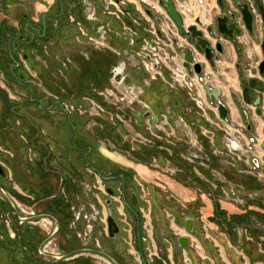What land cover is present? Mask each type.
<instances>
[{
  "label": "rangeland",
  "instance_id": "374dc122",
  "mask_svg": "<svg viewBox=\"0 0 264 264\" xmlns=\"http://www.w3.org/2000/svg\"><path fill=\"white\" fill-rule=\"evenodd\" d=\"M85 2L101 7L98 0H0V264H223L198 254L211 252L201 239L210 229L228 238L239 263L245 258L264 264V168L253 163L261 156L259 142L249 138L245 123L214 121L206 101H196L186 88L168 87L181 93L192 119L198 116L214 131L179 113L174 101L159 109L140 94L133 104L129 96L121 100L130 86L126 78L118 90L113 87L116 105L99 94L112 88L113 66L132 48L117 22L120 56L106 48L104 64L83 61L79 41L86 37L78 23L91 33L99 18L113 19L97 10L98 20L90 21ZM175 2L191 22L212 6L210 0ZM127 9L137 22L136 48L154 37L144 27L153 24L158 30L167 15L162 4L150 10L151 17L141 1ZM72 32L74 47H61ZM88 69L97 71L95 76L84 72ZM147 111L150 116H144ZM215 135L219 140L211 146ZM90 141L123 160L107 163ZM132 164L145 165L166 181L156 179L158 185L133 177L126 171ZM89 166L103 180L104 191L93 188L97 176ZM107 198L120 227L114 239L108 233ZM14 205L24 215L33 210L52 219L53 234L47 232L50 225L20 223ZM187 216L194 218L201 241L186 232ZM181 236L191 239L188 247L195 254L184 259L178 249L168 259L172 246L181 248Z\"/></svg>",
  "mask_w": 264,
  "mask_h": 264
},
{
  "label": "crops",
  "instance_id": "0c3cea01",
  "mask_svg": "<svg viewBox=\"0 0 264 264\" xmlns=\"http://www.w3.org/2000/svg\"><path fill=\"white\" fill-rule=\"evenodd\" d=\"M227 1H228V3H230V0H227ZM96 8L99 11L98 14L101 15L102 8L100 6H96ZM202 13H200V14H202ZM196 15H198V14L196 13L195 17H196ZM202 16H203V21L205 22V24H207L209 22V19L205 17L206 16L205 13H203ZM109 18L108 17L105 18L104 16H103V18H99V21L96 23V25L98 26V25H101V24H104L107 22L110 23L111 32L109 33V36L107 38V43L110 46V48L116 49V47L119 46V40H118V38H119L118 37V32H119V29H118L119 24L118 23L119 22L115 21L112 18H110V19ZM194 18H193V20H194ZM187 20H189V22H187ZM184 23L186 25H190L192 23L191 17L187 14H184ZM96 25L94 27H92L93 31H91V33L88 32L91 36H96V32H95L96 31ZM246 38H247L246 34H244L238 38L239 44H240L242 51H243V57L247 63L250 61L251 62L254 61L256 63V61H259L262 57L260 47H259L258 43L251 40V38L248 39V41ZM63 39H64V42L59 44L61 47L62 46L64 47L66 45L74 47V45L72 44L73 40L75 39L73 32H72V34L66 33V35H65V37H63ZM249 40H250V43H249ZM79 42H80V45L82 47H85L84 48V51L86 52L85 57L83 56L84 58H81V59H83V61L90 62V63L91 62L97 63V61L98 62L102 61L101 56H103V54H102L101 50H104V49H98V50H100V52H95L94 50H92V48H91L92 46L90 44H88L86 41H84V43L82 41H79ZM223 42H224V52L216 60L215 69L211 68V66L209 64H205L203 75L206 77V79L209 80V82H211L214 86L219 88L220 93H221V99L225 103V105L229 111L228 119H226L227 122L232 120L237 125H241V123H245L244 122V116H243V109L247 110V112L249 113L250 121L252 122L253 127H254V131H253L254 137L256 139V142L258 141L259 145H261L260 155L264 158V148H263V142H264V95H263L262 113L261 114H257L254 107H252L251 105H247L242 100V98H241V78H242V75L240 74L241 72L237 68V66H238V54L236 51V47L229 40H224ZM115 56L119 57L116 54H115ZM100 57H101V59H100ZM123 61L124 62L120 65H119V60L116 61V63H117L116 68L117 69L125 68V69H123V71L126 70L125 78L127 79V82L130 84V86H132V87H134V89H136L138 94H140L142 96L143 100L146 103L151 104V105H155L156 107H159V109H165V107H167L168 105H170V104L172 105V101H174L173 105L177 107V109H178L177 111L179 113H182L183 115L185 114L186 118L188 116L189 118L192 119V116H193L192 112H191V114H188L186 111L189 104L187 102H185V100L181 97L182 95L179 91H174V93H172L169 90L166 82L160 78L155 82H148L147 74L139 64L134 65V66L131 65L130 61L128 60V58L126 56H125V58H123ZM165 76L166 77H164V79L167 78L168 74L166 73ZM230 77H231V80L229 79ZM210 106H211V108H210ZM215 109L216 108L212 105L208 106V110L210 111L212 119H214V121H217V120L221 121V119L219 118V115H218V110H215ZM192 121H194V122L196 121L197 124H200L202 126L206 125V127H209L211 129V131L215 130V128L211 124H209L208 122L204 123V120L201 121V119H199V117L196 115L192 119ZM153 122L156 123L154 121V118H153ZM175 127L179 128V131L177 130L178 128H176L177 134L182 135L184 133L182 125L180 123H178L177 121L175 122ZM215 139H216V141H215ZM217 140H219V139L215 135L214 139H212V145L211 146H215V144L218 142ZM90 142L95 145V146L94 145L92 146L91 150H94L95 152H96V150L98 152H101L102 153V154L100 153L101 159L106 161L107 163L114 165L115 164L114 162L119 163V162H121L120 160H123L121 157L117 158V157L113 156V154L108 155V152L106 150H103V148L100 147L99 144H97L95 141H90ZM261 156H260V158H261ZM260 158L257 159L258 164L260 163V166L258 168H261V167L264 168V164L262 162V159H260ZM254 165L256 166L257 164H254ZM126 171H128V174H132L133 177H136L139 179H145L146 181L153 180L152 181L153 184H155V183L158 184L156 179H158V181L159 180L166 181V178L164 176L161 177V175L157 174L155 171L150 170L145 165L132 164V165H130L129 169H126ZM173 187L175 188L174 190L177 192L183 191V190H181V188L178 189L177 186H173ZM207 235H208V237H207ZM207 235L203 234V236H202V234H201V239H204L206 244H208L207 246H210L209 249L211 250V252H207V254H206V252L199 251L198 254H201L202 256L204 255V257L207 256V258L209 260L215 259L217 257V258H219V260L221 262H223V264H251L249 260L246 259V261H245V258H243V261L239 263V261H238V259L240 258L239 252H237V250L235 251L234 248H232L230 241L225 236L223 237L220 234L216 235V233L213 232L212 229H210V232H208ZM195 236L197 237V239H199V241H201L199 238V236H200L199 234L196 233ZM161 242H164V237L161 238ZM190 244H191V239L189 238V246H190ZM159 245H160V243H159ZM177 246H174V247L172 246L170 253L167 254L168 259L172 258L174 253L177 252L178 249H180L181 256L184 259H186V257L189 256V253L195 254V252H196V251L192 250L191 247H188L186 250H184L182 247L179 248ZM232 249H233V251H232ZM170 260H173V258Z\"/></svg>",
  "mask_w": 264,
  "mask_h": 264
},
{
  "label": "built area",
  "instance_id": "2783aa9c",
  "mask_svg": "<svg viewBox=\"0 0 264 264\" xmlns=\"http://www.w3.org/2000/svg\"><path fill=\"white\" fill-rule=\"evenodd\" d=\"M98 1L101 3L102 12L105 13L106 15L113 17V19H115L120 23L121 25L120 33L123 36L128 37L129 48H132L131 50L128 51L131 55L135 57V59L138 61V64L146 72L148 82L160 78L166 82V84L170 89L186 88L188 90V94L192 95L196 101H198V98L202 99L203 101L205 100V95L202 90L203 86H202V82L200 81V78L195 74L189 75L187 73L186 68L183 65L182 51L188 47L186 37L181 36L178 33L177 27L175 26V24L168 15L165 14L166 19L162 24V26H159L158 30L154 28L153 24L146 25L144 27V31L147 32L148 34H152L154 36L153 39L144 38L141 44L139 45V47L136 48L135 46L136 44L135 42L137 41L135 40L137 36V29H136L137 22L132 18L129 9H127L129 4L131 3L134 4L135 1L143 2V4L147 6L145 12L146 15L151 17L150 10L154 11L157 5L160 6V4H163L168 0H98ZM85 5L87 6L86 8L87 12L85 13L86 18L89 19L90 21L96 22L98 20V18L96 17L98 9L96 8L95 4L85 2ZM176 7L178 8L177 4ZM138 12L141 13V15H143L141 11ZM126 18L131 21L132 26L126 22L125 20ZM145 19L147 21H150L148 18ZM78 26L79 27H77V30L79 31V33H81V35L86 37L85 41L88 44H90L96 49H106V48L112 49L107 43V38L109 36V33L111 32V27L109 22L96 26V31H95L96 36L89 35L87 29L81 27L80 23H78ZM120 33L118 32V36L120 35ZM112 51L116 55L120 56V51L116 49H112ZM153 59L157 60V65H155V61ZM118 70L119 69L117 68H113L112 71L113 73L111 78L112 88L109 90L106 89L105 91H101L99 93L103 96L106 95L110 96L111 99L114 101L115 105L118 103L119 99H118V95L114 92V88L118 90L121 82L125 79V75H122L121 78L117 79V77H120L121 73H123V69H120L119 71ZM167 71H168L167 73L168 76L166 79H164L165 73ZM124 89L126 91L124 90L125 93H123L121 100L124 101L125 98L129 96L128 102L130 104H133V102L135 101L134 99L135 98L138 99V95H139L138 92L132 86L126 87ZM144 108H146V106H144ZM152 128L155 129L154 127ZM257 165H258V160H257ZM256 167H254V169H256ZM89 171L90 173L96 176L98 175L91 166H89ZM93 188H95L99 192L104 191L105 185H103V180L100 179L99 176H97V178L95 179V182L93 183ZM15 208L20 223L39 222V223H43V226L50 225L47 231L49 235H52L53 232L55 231L56 228L54 230H51V227L54 224V221L52 219L44 216L39 217L35 214L33 210L27 212L26 215H24L22 214L24 212L23 209L21 212L17 206H15Z\"/></svg>",
  "mask_w": 264,
  "mask_h": 264
},
{
  "label": "flooded vegetation",
  "instance_id": "af4514ba",
  "mask_svg": "<svg viewBox=\"0 0 264 264\" xmlns=\"http://www.w3.org/2000/svg\"><path fill=\"white\" fill-rule=\"evenodd\" d=\"M176 4V0H173ZM212 4V7L210 8L209 12L206 13L205 17L209 19V22L205 25V22L203 21L202 14L196 15L194 18V21L190 25H196L202 32L205 39H207L210 42L211 47L214 49L213 59L214 64L216 60L220 57V55L224 52V40H229L232 42L235 47L238 54V70L240 72H244L245 75H242L241 78V98L243 99V90L244 88L248 89V95L250 98V102H245L247 105H251L255 108L257 114L262 113V103H263V95H264V74H261L258 65L262 61L264 54L262 51V45H264V0H230V3H228L227 0H210V5ZM246 4L249 13L252 16V29L251 31L248 30L245 26V22L243 20L242 12L240 11V8ZM182 15V14H181ZM201 17V24L196 23L197 17ZM225 16L227 18L228 24L234 23L237 29H239V34L235 33V30H232V33L234 34V37L232 39H224L217 30V18H222ZM183 17V15H182ZM184 20V17H183ZM259 23V25H258ZM185 25V23H184ZM188 25V26H190ZM186 26V25H185ZM247 35V41L251 38V40L258 43L260 50H261V59L259 61H256L255 66H252V62H246L243 57V51L239 44L238 38L242 35ZM182 36V35H181ZM186 41H187V36ZM188 43V47L185 48L182 51V57L184 56V53L186 51H190L193 56L195 57V61L199 62L202 66V73L200 75H197L194 72V62H189L187 66H184L188 73V67L191 68L192 73L189 75H197L199 78H203L204 81L209 82L208 79L204 78V68L205 64H209L211 68L215 69V66L212 67V65L209 63V61L205 58L204 53H199L195 47L194 43ZM250 43V40H249ZM220 44L222 46L223 51L222 53L216 51V47ZM183 63H184V57H183ZM184 65V64H183ZM251 80H254L253 84L250 85L249 82ZM259 83V84H257ZM209 84L212 87L214 86L211 82ZM259 85H262V88H259ZM219 89V88H218ZM204 91V90H203ZM220 92V90H219ZM205 95V93H204ZM259 99V104L255 106L253 103L255 100ZM205 101L207 103V106L212 105L216 107L218 110V103L214 100L212 102H208L205 96ZM220 101L225 105V103L221 99V93H220ZM226 106V105H225ZM228 109V108H227ZM243 116H244V122L246 124V128L244 131H246L247 135L250 134V139L255 142L256 139L254 137L253 131L254 127L252 122L250 121L249 113L247 110L243 109ZM222 120V119H221ZM249 133V134H248ZM264 143V142H263ZM264 148V146H263ZM210 157V156H209ZM260 166V163L257 165V167Z\"/></svg>",
  "mask_w": 264,
  "mask_h": 264
},
{
  "label": "water",
  "instance_id": "95a60500",
  "mask_svg": "<svg viewBox=\"0 0 264 264\" xmlns=\"http://www.w3.org/2000/svg\"><path fill=\"white\" fill-rule=\"evenodd\" d=\"M181 3H184V0H177ZM163 8L165 9L167 15L170 17V19L173 21V23L175 24V26L178 29V33L182 36H187V41L189 43H194V47L195 49L199 52V53H204L205 58L209 61V63L212 65V67L215 66L214 64V59H213V54H214V49L211 47L210 42L205 39V37L203 36V32L196 26V25H190V26H185L184 25V20L183 17L180 13V11L178 10V8L176 7V4L174 3L173 0H168L166 2H164L162 4ZM240 11L242 12L243 15V20L245 22V26L248 30L251 31V27H252V16L248 11L247 5L244 4L241 8ZM126 22L132 26V23L129 19H125ZM217 30L218 33L224 38V39H232L234 37V34L232 33V30H235L236 34H239V29H237V27L235 26L234 23L232 24H228L227 18L225 16H223L222 18H217ZM196 23L201 24V17L198 16L196 19ZM216 51L222 53L223 48L222 46H220V44L216 47ZM262 51L264 54V45H262ZM124 55L128 58V60L130 61L131 65H137L138 61L135 59V57L133 55H128V51H124ZM184 66H187L189 62H194V72L197 75H200L202 73V66L199 62L195 61V57L193 56V54L190 51H186L184 53ZM150 58V57H149ZM155 61V65H157V60L153 59ZM258 69L260 71L261 74H264V57L262 59V61L259 63L258 65ZM192 70L191 68L188 67V74H191ZM200 81L202 82V86L204 89V93L206 96V99L208 102H212V100L216 101L218 103V115L219 118L222 120H226L228 119V114L229 111L227 109V107L220 101V92L219 89L217 87H212L209 82L204 81L203 78H200ZM254 82V80H251L249 82L250 85H252ZM259 84V83H257ZM259 88H262V85H259ZM243 99L245 102H250V98L248 95V89L244 88L243 90ZM255 106H257L259 104V99L255 100L253 103ZM144 116H150V112L147 111ZM154 121L157 122V117H154ZM264 146V143H263ZM253 163L257 164V160L253 159ZM107 192L110 195L114 194V190L111 187L107 188ZM104 202L108 208V217H107V227H108V233H109V237L111 239L116 238V236L120 233V227L117 223V221L115 220V218L113 217V210L111 208V199L107 198L104 199ZM131 203L133 206L137 205V197L136 195L133 193L131 195ZM184 228L186 230L187 233L189 234H196L195 231V223H194V218L187 216L184 218ZM178 243L180 245V247H182L183 249L188 248L189 246V238L186 236H181L178 238Z\"/></svg>",
  "mask_w": 264,
  "mask_h": 264
},
{
  "label": "trees",
  "instance_id": "16d2710c",
  "mask_svg": "<svg viewBox=\"0 0 264 264\" xmlns=\"http://www.w3.org/2000/svg\"><path fill=\"white\" fill-rule=\"evenodd\" d=\"M108 59H103V57H102V61H100V64H104L106 61H107ZM97 67H98V69H99V63H98V65H96ZM93 69V68H92ZM92 69H88V70H85L84 72L86 73V74H88V75H94L95 76V74L97 73V71H92ZM101 69V68H100ZM97 70V69H96Z\"/></svg>",
  "mask_w": 264,
  "mask_h": 264
},
{
  "label": "bare ground",
  "instance_id": "6f19581e",
  "mask_svg": "<svg viewBox=\"0 0 264 264\" xmlns=\"http://www.w3.org/2000/svg\"><path fill=\"white\" fill-rule=\"evenodd\" d=\"M114 68V67H113ZM116 68V67H115ZM120 70V69H119ZM118 70V71H119ZM119 73V72H118ZM227 76V75H226ZM228 78V77H227ZM230 80H231V77L229 78ZM236 81V80H235ZM233 82V81H232ZM210 108H211V106H210ZM216 108V107H215ZM213 109V108H212ZM215 110H217V109H215ZM220 121V120H219ZM227 122V121H226ZM221 123V122H220ZM134 193V192H133ZM184 223V222H183Z\"/></svg>",
  "mask_w": 264,
  "mask_h": 264
}]
</instances>
